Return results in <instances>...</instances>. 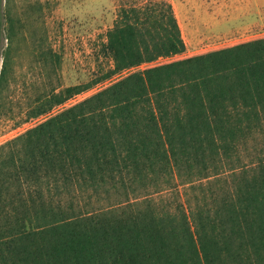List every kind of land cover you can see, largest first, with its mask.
Wrapping results in <instances>:
<instances>
[{"label":"trees","instance_id":"trees-1","mask_svg":"<svg viewBox=\"0 0 264 264\" xmlns=\"http://www.w3.org/2000/svg\"><path fill=\"white\" fill-rule=\"evenodd\" d=\"M118 3L111 67L0 145V264H264V37L156 63L185 51L172 5Z\"/></svg>","mask_w":264,"mask_h":264},{"label":"rangeland","instance_id":"rangeland-1","mask_svg":"<svg viewBox=\"0 0 264 264\" xmlns=\"http://www.w3.org/2000/svg\"><path fill=\"white\" fill-rule=\"evenodd\" d=\"M167 1L173 7L185 43L184 53L172 59L264 37V27L257 25L228 33L215 21V0ZM118 4V0H0V71L7 59L5 82L0 88V145L46 117L29 119L27 112L33 100L50 86L90 84L111 67L100 48L114 25ZM10 24L14 36L8 42L5 37ZM33 44L58 56V64L53 63L55 71L43 67ZM118 78L99 81L90 90L53 109L51 114L89 97Z\"/></svg>","mask_w":264,"mask_h":264},{"label":"crops","instance_id":"crops-1","mask_svg":"<svg viewBox=\"0 0 264 264\" xmlns=\"http://www.w3.org/2000/svg\"><path fill=\"white\" fill-rule=\"evenodd\" d=\"M214 7L215 21L228 33L254 25L264 27V0H215Z\"/></svg>","mask_w":264,"mask_h":264},{"label":"built area","instance_id":"built-area-1","mask_svg":"<svg viewBox=\"0 0 264 264\" xmlns=\"http://www.w3.org/2000/svg\"><path fill=\"white\" fill-rule=\"evenodd\" d=\"M167 59H169V58H167ZM167 59H159L158 61H156V63H157V62H160L161 60H167ZM171 59H172V58H171Z\"/></svg>","mask_w":264,"mask_h":264}]
</instances>
